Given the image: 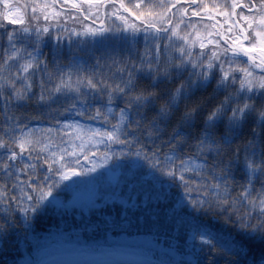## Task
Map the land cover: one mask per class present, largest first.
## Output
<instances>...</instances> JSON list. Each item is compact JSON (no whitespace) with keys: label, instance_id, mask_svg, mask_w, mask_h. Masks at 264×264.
Returning a JSON list of instances; mask_svg holds the SVG:
<instances>
[{"label":"snow or ice","instance_id":"obj_1","mask_svg":"<svg viewBox=\"0 0 264 264\" xmlns=\"http://www.w3.org/2000/svg\"><path fill=\"white\" fill-rule=\"evenodd\" d=\"M0 4V240L62 197L100 199L118 167V213L179 220L194 264H264V0H30L28 19Z\"/></svg>","mask_w":264,"mask_h":264},{"label":"trees","instance_id":"obj_2","mask_svg":"<svg viewBox=\"0 0 264 264\" xmlns=\"http://www.w3.org/2000/svg\"><path fill=\"white\" fill-rule=\"evenodd\" d=\"M29 17V12L26 19ZM95 19V18H93ZM46 21L41 17V23ZM80 24V20H69L67 22L60 20V23H67L68 28H72L76 23ZM88 23L86 19L83 21ZM109 23H111L109 21ZM76 28H78L76 26ZM76 43L72 44V50H76L78 55L88 54V50L94 46L91 43L85 44L83 50L76 49ZM51 45H49L45 51L51 55ZM71 54L68 48V37L64 38V54L63 59H66ZM39 115V113H35ZM59 116H54L51 119H60ZM66 118V117H65ZM32 123L38 124L39 120L33 119ZM47 123V121H45ZM145 167H147L145 165ZM113 172L120 173L119 178L115 184L110 186L115 188V193L111 191V194L115 195L114 202H110L104 198L106 194H100L98 199V206L90 209L89 211L83 210L80 207H76L69 203L67 199L64 200L60 210L57 211L55 206L39 215L32 223L30 229L27 231L23 224L12 231L7 239V242L0 240V264H12L13 260L19 261L21 257L31 254L34 259L35 252L41 247V244L50 242L53 239H72L83 238L85 240L98 238L100 233L105 237L108 233L114 235H126L134 239L156 241L158 244L163 245L166 249L162 253L164 256L178 258L179 256L188 255L192 258L193 263L196 260V251L198 250V242L192 238L191 231L188 228L182 226L179 220L169 221L168 219L161 217L159 221L155 218L141 219L140 214L136 216H124L122 213H118V209L125 207L127 188L130 183L133 182V178H130L129 174L121 168L109 169ZM107 171L104 172V175ZM104 182V180H102ZM102 185V188L108 189V186ZM123 188L125 191L121 192ZM197 220L211 229L218 231L223 228L228 230L229 226L224 225L218 217L212 215L197 214ZM215 218L218 221L214 220ZM161 253L160 250H157Z\"/></svg>","mask_w":264,"mask_h":264},{"label":"rangeland","instance_id":"obj_3","mask_svg":"<svg viewBox=\"0 0 264 264\" xmlns=\"http://www.w3.org/2000/svg\"><path fill=\"white\" fill-rule=\"evenodd\" d=\"M127 3V0H125ZM10 4L15 8H19L21 12V19H25V13L29 12L31 14V7H30V0H10ZM28 6L27 8L25 6ZM6 5L0 4V11H2ZM8 10L11 12L13 9L9 7ZM95 18V17H93ZM80 26L77 22L74 24L72 28H76ZM79 41H77L76 49L83 50V47L78 48ZM87 198V194H84ZM89 203L85 199L84 201L80 202L79 207L81 206L84 209L86 208ZM59 243V244H58ZM55 243L48 248L44 249V251L38 252V256L40 255L39 259H52L54 261H62V260H73V261H81V262H102V261H112L115 264H128L129 261H134L136 264H188V262L181 260V261H168V259H157L153 251L147 244L136 243H125L120 242L111 248H106L103 246L96 247L95 251H90L93 248L91 247H81L82 243H68V242H58ZM78 246H77V245ZM71 245V246H70ZM124 252L129 256H115L114 252ZM59 253L60 255H57ZM102 254L103 256H100ZM104 259V260H101Z\"/></svg>","mask_w":264,"mask_h":264},{"label":"flooded vegetation","instance_id":"obj_4","mask_svg":"<svg viewBox=\"0 0 264 264\" xmlns=\"http://www.w3.org/2000/svg\"><path fill=\"white\" fill-rule=\"evenodd\" d=\"M221 19V18H220ZM219 20V19H218ZM225 28H227V26H224Z\"/></svg>","mask_w":264,"mask_h":264}]
</instances>
